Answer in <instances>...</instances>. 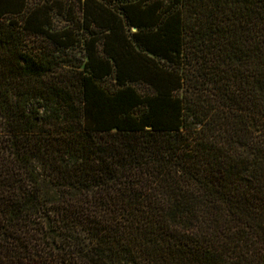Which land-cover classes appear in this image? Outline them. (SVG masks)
Wrapping results in <instances>:
<instances>
[{
  "label": "trees",
  "instance_id": "trees-1",
  "mask_svg": "<svg viewBox=\"0 0 264 264\" xmlns=\"http://www.w3.org/2000/svg\"><path fill=\"white\" fill-rule=\"evenodd\" d=\"M0 264H264V0H0Z\"/></svg>",
  "mask_w": 264,
  "mask_h": 264
}]
</instances>
